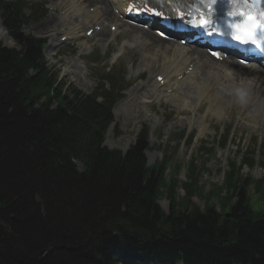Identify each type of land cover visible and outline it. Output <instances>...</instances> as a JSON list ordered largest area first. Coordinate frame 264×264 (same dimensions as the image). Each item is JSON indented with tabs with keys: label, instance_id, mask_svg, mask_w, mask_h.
Listing matches in <instances>:
<instances>
[{
	"label": "trees",
	"instance_id": "trees-1",
	"mask_svg": "<svg viewBox=\"0 0 264 264\" xmlns=\"http://www.w3.org/2000/svg\"><path fill=\"white\" fill-rule=\"evenodd\" d=\"M0 9L20 46H0V264H264V177L241 173L253 154L229 157L222 182L204 193L197 160L181 182L171 155L147 165L143 139L126 153L104 146L119 74L100 93L64 91L44 44L22 32L40 5L0 0Z\"/></svg>",
	"mask_w": 264,
	"mask_h": 264
},
{
	"label": "rangeland",
	"instance_id": "rangeland-1",
	"mask_svg": "<svg viewBox=\"0 0 264 264\" xmlns=\"http://www.w3.org/2000/svg\"><path fill=\"white\" fill-rule=\"evenodd\" d=\"M28 1L45 3L46 6L42 17L39 20L26 23L23 26V31L25 34L33 35L47 42V46L43 50L45 61L53 71L59 74L64 89L74 88L86 93L92 92L97 86L98 76L95 75L96 73H92L91 65L88 61L90 54L95 53L97 55L99 52L101 54L113 52L116 48L113 45L115 41L117 46H123V43H125L123 39L129 42L128 45L124 44L126 52L117 61L118 63H112L111 58L108 60L111 66L118 65L116 67H121L126 80L124 84L127 86L123 98L115 104L113 109L116 110L120 104L129 102L133 93V101L135 102L136 100V106L141 112L136 111L133 121L127 122V114H120L116 110L117 116L114 114V124L112 129L107 132L105 138V144L107 141L114 146L106 144L107 146L126 151L136 143L140 136L148 134V148L145 151L148 165H153L165 159L166 154H172L173 158L182 162L184 166H187L193 158H196L198 163L205 166L202 177L204 193L209 190L212 182H221L223 180L224 171L228 168L230 161L229 157L237 156L236 160L238 161L246 152L255 156L256 163L251 168L244 166L242 174L255 179L264 177V113L262 112L264 105L252 106L250 102H245L244 105L242 103L234 105L232 102H225L223 94H218V100H214L217 95L210 98L208 95L202 94L199 96L200 98H197L198 89H196V85L193 82L189 83L188 88H186L187 85L185 83L181 85L183 89L180 88L181 86L177 89L183 92L184 98L189 102L188 106L185 104L187 107L178 108L175 106V104L183 100L172 102L173 105L169 103V100H175L173 96L175 92L170 94L169 99H166L168 97L164 93L166 90L162 92L165 96H161L165 99L161 100V98L151 97L152 93L149 99V94L145 93L148 89L146 90L145 88L147 87L143 85L146 82L150 83L153 80V75L157 73L151 74L149 71L153 62H161L163 59L160 55L161 53L156 51V49H151L150 51L145 49L148 43L141 41L143 40L142 37L139 38L140 40L137 38L140 35L138 31H132L133 29L129 28L128 24L125 23L122 26V31L128 32L127 34L119 35L114 39L115 41L111 42L113 34L109 29H106L107 33L102 32L105 34L103 39L105 38L106 41L100 42L95 38V34L92 39L85 37L83 24L75 27L74 22H77L75 19L83 16L80 13L82 11H72L73 17L65 20V15L60 14L62 12L60 9L64 2H67L68 7L74 10L78 5L75 1ZM92 4L94 2L87 3V9ZM53 14L60 17V23L50 19ZM46 21V28L39 30L41 29L40 25H43ZM114 21L115 18L113 17L112 22ZM56 24H59L57 30H47L54 28ZM6 33L7 36L0 30V46L6 48L17 47L8 32ZM61 36L68 37V39L62 42ZM201 63L203 64V66H200L202 70L199 67V71L194 74V77L198 80L206 76L205 63ZM102 66L100 65V67ZM213 68V70L220 73L225 72L224 70L226 69L222 68V65H213ZM182 79H184L183 76ZM165 88L169 89L171 86ZM193 90L196 92H193ZM220 91L221 93L224 92L221 89ZM181 131H186L187 136L191 135L192 141L188 143L184 139L179 144L175 141H170ZM226 131H230L233 140L227 147L220 148L217 142L221 134ZM204 141L208 142L207 146L212 150L209 153L200 151V146ZM170 169L166 168L167 175H170ZM177 178L182 182L187 179L184 170L177 174ZM177 196L179 198L185 196V191L182 187L177 189ZM194 202L200 207H205L206 204L203 196L195 197ZM159 204L165 211L169 212L170 200L167 197H162Z\"/></svg>",
	"mask_w": 264,
	"mask_h": 264
},
{
	"label": "bare ground",
	"instance_id": "bare-ground-1",
	"mask_svg": "<svg viewBox=\"0 0 264 264\" xmlns=\"http://www.w3.org/2000/svg\"><path fill=\"white\" fill-rule=\"evenodd\" d=\"M73 1H75V3H78L76 8H74L73 10V11L78 10L77 12L86 11L87 8L86 1H90L92 3L94 2V4L91 5V7H94L93 12L88 11L86 13L83 12V14L87 16L85 18L87 21L92 18L93 21L91 22H94V20L96 19V23H95L96 25H98L97 23H99V18H102V24H103L105 20H109L110 17L113 16L114 13L110 8L111 4L114 5V9L121 8L123 6L122 3L123 0H111L112 2L110 0H73ZM171 1L175 3V2H181L182 0H171ZM119 2H121V4ZM172 2L171 4H173ZM167 5L171 6L170 4ZM61 7H62V9H60L61 11L67 9V11H65L66 13H68L70 10V8H68L67 2H64ZM70 17H72V14L69 13V15H65L64 20ZM50 19L58 21L60 23L59 20L60 17L56 14L51 15ZM46 25H47V21L43 25H40L41 29H39L38 27L37 29L44 30L46 28ZM74 25L75 27H78L79 24L74 23ZM156 26H158V24H156ZM58 27L59 24H56L54 28L47 30L54 31L57 30ZM121 27L122 24H119L118 29H121ZM0 30L2 33H4L5 36H7L6 33L7 31H5V28L3 27L1 20H0ZM102 31L103 30L101 31L95 30L93 33V35L95 34L94 35L95 38L99 41H104L103 36L105 34L102 33ZM139 33L140 35L137 38L139 39L140 37H142L143 40L141 41H145V43H148V46L145 49L148 51H150L151 49H156V51L161 53L160 55L164 61V66L162 60H161L162 63L160 61H158L159 63L153 62V65L150 67L151 70H149L151 74L158 72L159 74H156L157 75L156 77L163 76L165 80L163 84L158 82V80L151 81L150 86L147 88L148 90L149 88H151L153 96H158V95L160 97L165 96L162 93L166 90L165 87L171 85V88H173L176 85V83H178L177 77H181L182 79L183 76L184 79H182L181 81L178 80L180 81L179 87L185 83L187 84L190 81L195 83L196 89H198L197 98H200L199 96L202 94L206 96L208 95V97L210 98L215 97L217 95L216 99L214 100H218V94H223V99H225V102L227 103L232 102L234 105L238 103H242L244 105L245 102L246 103L250 102L252 106L264 105V72H262L257 65H253L252 67L248 68V67H241L237 63L235 64L228 63L227 70H229L230 73H227V70L223 73H220L218 71L213 70L214 69L213 65L215 64V62L212 59H209L207 57V54L203 50L197 48H190V47L188 48L180 44H177L176 42L173 43L168 42L164 39L157 38L155 34H152L149 31L142 30L139 31ZM200 62L205 63L204 67H205L206 76H204L201 80H198L192 75L196 73L197 69H200L199 68ZM196 63L198 64L196 65L195 69L190 74L186 75L187 72H190L189 71L190 68L188 67H190L191 65L195 66ZM226 64L227 63L225 62V65ZM162 86L165 87L162 88ZM142 88L144 89V87ZM180 88L183 89L182 86ZM186 88H188V86H186ZM220 89L223 90L224 92L221 93ZM174 92L175 94H173V96L175 100L172 101L169 100L168 102L172 104V102L183 100L182 102L175 104V106H177L178 108H183L186 105L188 106L189 102L184 98L183 92H181L180 90ZM193 92L196 91L193 90ZM170 96L171 95H168L166 99H169ZM245 96H247V98H245ZM131 98L132 99H130L129 102L125 104H120L119 107L116 106L117 107L116 110H118V113L127 114L128 116V118H126L127 122L133 121L136 111L141 112L140 109H138L136 106L137 104L136 100L135 102L133 101L134 98L133 93L131 94ZM149 99H150V95H149ZM116 110L114 109L115 115H116ZM262 112L264 113V106ZM106 144L110 146H114L113 144L108 143L107 141Z\"/></svg>",
	"mask_w": 264,
	"mask_h": 264
},
{
	"label": "snow or ice",
	"instance_id": "snow-or-ice-1",
	"mask_svg": "<svg viewBox=\"0 0 264 264\" xmlns=\"http://www.w3.org/2000/svg\"><path fill=\"white\" fill-rule=\"evenodd\" d=\"M215 3L216 0H209L210 5ZM227 3L226 14L230 18L227 26L232 38L264 50V0H227ZM210 23V19L202 16L199 26Z\"/></svg>",
	"mask_w": 264,
	"mask_h": 264
}]
</instances>
